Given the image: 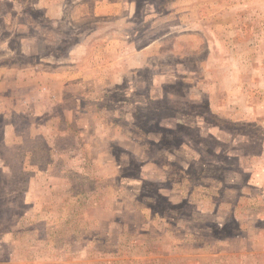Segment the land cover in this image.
Here are the masks:
<instances>
[{"label":"rangeland","instance_id":"1","mask_svg":"<svg viewBox=\"0 0 264 264\" xmlns=\"http://www.w3.org/2000/svg\"><path fill=\"white\" fill-rule=\"evenodd\" d=\"M0 264H264V0H0Z\"/></svg>","mask_w":264,"mask_h":264}]
</instances>
